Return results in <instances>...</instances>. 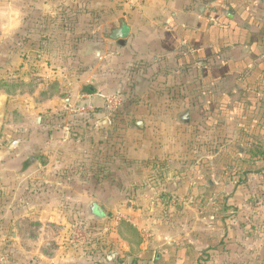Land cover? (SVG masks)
Segmentation results:
<instances>
[{"label": "crops", "instance_id": "obj_1", "mask_svg": "<svg viewBox=\"0 0 264 264\" xmlns=\"http://www.w3.org/2000/svg\"><path fill=\"white\" fill-rule=\"evenodd\" d=\"M185 1L144 0L134 8L122 4L107 19L88 23L93 25L89 39L78 51L82 63L94 55L93 67L77 78L65 70L72 61L70 65L62 62L60 68L67 74L63 77L44 61L46 66L40 72L46 79L37 101L10 106L8 86L2 82L0 99L6 96L8 104L0 147V264H153L154 259L149 261L152 253L156 258L178 243L207 250L205 264H264V159L239 172L237 181L241 183L225 180L221 193L173 197L170 205L161 202L157 189L162 188H157L151 174L144 179V188L123 190L117 186L124 180L127 185H139L143 172L151 173L155 166L165 168L163 159L177 152L182 160V134L170 148L171 120L154 117L151 109L143 108L166 100L143 93L155 84L149 75L156 68L163 72L165 82L174 78V87H182L188 74L198 82L200 69L208 76L204 81L212 117H219L220 126L231 129L229 136H223L226 145L203 157L212 162L224 153L223 147L236 143L243 130L254 140H264V22L248 15L253 0H219L217 5L211 0L205 4V13L203 8L202 13L198 8L194 13ZM9 24L5 20L4 31L13 29ZM22 25L23 21L16 20L11 31ZM118 28L124 35L115 39L112 35ZM15 53L19 62L14 75L25 85L33 65L27 67L24 62L29 55ZM5 72L2 81L8 77ZM221 72L223 77H219ZM220 83L231 93L219 94ZM33 87L36 89L35 84ZM112 93L122 96L123 105L110 119L106 97ZM87 102L98 110L91 119L76 122L66 116L62 123H50V114L66 113L69 105ZM176 103L182 104L181 96ZM120 137L123 145L115 146ZM204 161L212 171L205 186L219 185L217 164ZM102 167L107 171H101ZM201 179L195 176L188 183L197 188L204 184ZM204 199L207 204L203 207ZM130 201L141 206L131 207ZM91 202L104 210L103 217L89 214ZM174 204L186 206L173 211ZM85 215L86 226L104 234L105 240L77 244L70 241L68 225L60 234L48 232L56 248L53 253L44 243L47 238L33 228L41 222L66 223V216ZM118 216L136 227L138 234L125 231L121 235ZM217 240L223 241V248L208 249Z\"/></svg>", "mask_w": 264, "mask_h": 264}, {"label": "rangeland", "instance_id": "obj_2", "mask_svg": "<svg viewBox=\"0 0 264 264\" xmlns=\"http://www.w3.org/2000/svg\"><path fill=\"white\" fill-rule=\"evenodd\" d=\"M218 1L219 0H214L215 3ZM232 1L242 2V0H232ZM244 1L249 2L251 0H243V2ZM185 2L186 5L190 7V9L192 8V11L194 13L197 12V8L200 11L199 13H202L201 12L202 10L204 11L203 13H205L208 10L207 8H205V4H210L211 0H186ZM122 8H123L122 4L117 3L113 0H0V78L6 76V74H4L6 73L5 72L6 70L7 72H9V74H7L8 77L4 79L5 82L9 84L7 89L11 99L10 106L15 105V102H19V101L33 102V101H37L39 98H42V96L39 95V92L43 88L42 84L46 79V75L42 73V71L40 72V68L42 70L43 68L42 66L44 65L43 63L46 60L52 65L53 70H58L59 74H61L63 77L67 75L65 74L66 71L71 72L72 76L77 78L78 76H83L85 73H88L90 68L93 67L92 62L94 55L92 54V59H87L86 62L82 63V61H80L81 57L78 50H80L82 44H84V42L87 39H89V37L83 38L82 41L77 42L76 38L81 39L83 37L77 35L84 34V32H86L88 23L91 22V24L92 23L95 24L98 23L100 19L105 20L107 19V17H109V15H111L112 11L116 12V10ZM201 8L203 9L201 10ZM247 11L249 13L248 14L249 16L256 17L264 22V0H253V2L249 3ZM63 17L65 18L72 17V22H74V20H77V22H81L80 27L77 26V31L76 29L73 30L74 28L73 24H71L70 26V30H69L70 33L65 32V30L62 28L61 23H60L61 26L60 28L56 27L57 25L53 20ZM25 18L28 19L27 23H25L26 27L37 28L38 27L37 24L41 25L43 23V24H47V26L44 27L41 25L40 29L44 30L46 34L48 33L50 34L52 30L54 31L52 32L53 40L51 45L42 48L39 53L40 55L36 53L37 51L32 52L31 55L27 53L29 57L25 58L24 62H26L27 67L33 65L32 66L33 68H30L31 74L29 75V77L26 78L24 85L21 84L22 82L19 79H17L14 75L15 74L14 70H18L17 66L19 62V60H17L15 56L16 55L15 50L18 52V54L21 53H19L20 49H17V47H19L18 42L14 40L12 37L17 33L19 29L23 27ZM82 19H83V23H82ZM5 20L10 23L9 25H11V28L13 29L14 27L12 26L15 25L16 20L21 21V23L23 21V25L14 31H11L13 29L4 31ZM84 23L86 24L84 25ZM58 29H62L64 33H62V31ZM10 31L11 33L8 34ZM4 34L5 35L8 34V35L4 36ZM69 60L72 61L71 65L68 63ZM21 62L23 61L21 60ZM62 62H63L62 65H64L65 63L70 65V69L66 68L65 69L66 71H62L63 69L60 68ZM150 64H152V60ZM173 66L174 65L170 63V67L174 68ZM2 67H5V70L4 69L2 70ZM34 69H36L35 70L36 72L33 73ZM153 70L154 71H152L149 75V80L155 81V84L152 83L151 86H147L150 88L147 90V92L146 89H144L143 93H145L144 94L145 97L148 98L161 97L163 99H166L167 101L166 100L162 101L161 105L150 104L143 108H147L149 110L151 109L149 113L152 114V116L154 117L158 115H162L171 120L168 123V128L171 130L172 135H169V137L167 138V146L172 148L174 146L175 138H177L176 141H178V138H180L178 136H180V133L182 134L181 136V142L183 144L182 160L181 162L180 160H178L179 154L177 152L176 156L173 155L172 157H167V159H163L166 162L164 163L165 168L160 169L161 168L160 166H155L153 168V171H151V173L149 171H148L149 173L143 172L141 175H143L144 177L140 179L139 185L134 183L127 185V183H125L126 180H124L122 181V184L118 182L120 184L117 186L123 190L127 188L128 189L134 188V190L138 188H144L146 187V185H144L145 182L144 179H150V177L152 176L157 183L156 185L157 188H163L162 186L166 182L167 184L168 183L171 184V186L174 185L179 186L184 181L191 180L195 176L201 177L202 178L201 180H203V183L205 185V183H207V181L211 179V176L208 175L209 174L208 172L211 170H210V166L208 169V166L206 165V163H204L205 162L204 160H208L210 165H212V162L215 163L216 165V161L217 158L220 156V153L215 156L212 162L211 159L210 160L206 159L203 156H205L207 151H217L222 144L225 143L226 145L227 143L225 142L226 138H224L223 136L226 135L229 136L228 132L231 129L228 128L226 124L225 126L224 125L220 126V124L223 122H221L222 120L220 121L219 117L216 118L212 117L211 104H208L207 102V98H208L207 95L209 93L204 81L205 78H207L208 76L203 72L204 70L200 69L198 82L194 80V78H191L190 75L188 74L186 75L187 79L184 80L182 87L180 85L174 87L173 77H170V79H167V81L165 82L163 78L164 74L162 71H160V68L158 69V71H156L157 68ZM132 71L133 70H130V72ZM165 73L167 75L169 74V72H165ZM30 77L33 78L31 79L32 81L29 79ZM129 79H132V77ZM30 81L32 82L31 85H30ZM34 84L36 89L33 87ZM166 84H169L167 85L169 86V88L164 89V86ZM219 85H220L219 90H217L219 94L231 93L230 88L229 89L226 88V90H224L225 83L224 84L220 83ZM34 89L35 92L31 93L32 90ZM44 90H48V89H44ZM3 91L4 90H2V84L0 83V96L4 93ZM59 93L60 91L58 92V94ZM64 93L69 94L67 91ZM180 96L182 97V104L176 103L177 101H179ZM187 109L188 111L190 110L189 111L190 121L186 122L185 120H182L181 122L179 120V113L181 111L184 113ZM198 110H200L199 111L200 114L198 113ZM37 113L38 111H36V114ZM171 115H173V118L172 117L170 118ZM2 125L0 129L1 148H2V128H3ZM123 142H124L123 137L117 138L115 146L120 147L123 145ZM224 148L226 149L227 147L226 146L223 147V150ZM173 152L174 151H172V153ZM1 159L2 157H0V167L2 166ZM148 174H151L152 176L149 177ZM117 178L120 179L121 175L120 177ZM153 186L154 185H152L151 187ZM1 191H2V184L0 185V192ZM157 191L160 193V189H157ZM127 203L131 205V207L133 205L134 207L141 206L139 205L140 202H137L138 205L135 202L133 203L131 201ZM189 205H191V203H188V206ZM184 206H186V204L183 206L179 204L177 205L174 204V208L172 209L173 211L179 209L182 210L184 209ZM85 217L86 215L84 217L66 216L64 218L66 223L55 220L48 222H54L58 224L57 225L58 227L55 228L54 231L57 234H60L62 233L64 228H69V226H70V230L72 231L71 227L74 225V223L80 222L82 224L87 225L88 223L85 221ZM69 237H70V241L74 240L71 235H69ZM74 242L77 244L80 243L76 241ZM149 261H152L153 264H156L154 253H152ZM205 263L206 261H204L201 264H205Z\"/></svg>", "mask_w": 264, "mask_h": 264}, {"label": "trees", "instance_id": "obj_3", "mask_svg": "<svg viewBox=\"0 0 264 264\" xmlns=\"http://www.w3.org/2000/svg\"><path fill=\"white\" fill-rule=\"evenodd\" d=\"M29 18V17H28ZM28 19H24V25L21 29L17 31V33L12 37L14 40L18 42L20 53L24 54L23 56H27V53L30 54L32 52H36L37 54L40 53V50L44 48L45 46H49L52 43L53 40V31L50 32V34H46L44 30L40 29L42 26H47V24H37V28H29L26 27L25 23H27ZM56 23V27L60 28V23L62 24V28L65 30V32L70 33V26L73 24V30L76 29L77 26L80 27L81 22H77V20H74L72 22V17H63V18H57L54 19ZM65 21V22H63ZM36 23V22H35ZM54 23V25H55ZM86 24V23H85ZM84 24V25H85ZM87 29L84 34H78L77 36H83L81 39H77L76 41H82L83 38L89 37V29L93 26L90 24H87ZM62 33L64 31L62 29ZM76 36V37H77ZM80 44V43H79ZM30 52V53H29ZM223 73L221 72V75L219 77H223ZM5 83V85L9 86V84L5 81H2V78H0V83ZM98 111L95 109L93 112H90L88 114H82V115H76L73 117V120L76 122H82L85 120H89L93 117V114ZM50 123L52 125H56L58 123H62L63 119L66 118L65 112H57L50 114ZM47 119V118H46ZM248 126V125H247ZM240 138L236 141V143L232 146H227L226 150L222 155H220L217 158L216 164L218 166L217 170V180L219 182V185H212L206 187L204 184L194 186L191 188L189 180L184 181L179 186H171V184L164 183L163 188L161 189L159 193V198L161 202L165 205H170L172 203L173 197L182 198L187 195H192L193 197L197 198L198 192H204L208 197L213 195L214 193H221L222 185L224 184L225 180L227 179H236V181L239 179V172H246L247 169L252 168V165L255 161L264 159V140H254L249 136V134L243 130L239 133ZM244 146L248 149L241 150V147ZM207 164V162H206ZM246 168V169H245ZM98 169V168H97ZM100 169V168H99ZM221 170V171H219ZM101 171H107L102 167ZM238 183H241L242 181H237ZM195 198V199H196ZM207 204L206 199L202 200L201 206H205ZM119 230L121 235L127 231L133 236H136L138 234L136 227H134L132 224L127 223L124 219L119 220ZM99 246V244H97ZM209 247L208 249H219L221 250L223 248V241L217 240L215 244ZM159 256L155 258L156 264H201L202 262L206 261L209 257V254L207 250L204 251H198L193 246H191L189 243H185L184 245H181L180 243L175 244L172 247H168L166 252H159ZM144 257H147V255H144Z\"/></svg>", "mask_w": 264, "mask_h": 264}, {"label": "built area", "instance_id": "obj_4", "mask_svg": "<svg viewBox=\"0 0 264 264\" xmlns=\"http://www.w3.org/2000/svg\"><path fill=\"white\" fill-rule=\"evenodd\" d=\"M117 3L127 5L129 7H140L144 0H113ZM123 105V99L122 96L118 93H112L109 94L106 97V107L108 110V114L110 116V119L114 117V115L122 108ZM95 110V107L90 102L80 104V105H69L66 108V116H76V115H82V114H88L90 112H93ZM109 119V121H110ZM17 141H15L13 144H15ZM121 219V216H118L116 218V222ZM58 224L54 222H46V223H40L38 225L33 226V228L38 232L39 236H43L44 238H47L44 240V243L48 249H50L53 253L56 252V248L54 246V241L49 237L50 231H54L55 228H57ZM71 235L73 237V241L84 243L89 242L93 240H105L106 237L104 234H100L97 231H92L90 227H87L85 224H82L80 222L74 223V225L71 227ZM99 231V230H98ZM145 236L149 237V232L147 230L144 231Z\"/></svg>", "mask_w": 264, "mask_h": 264}, {"label": "water", "instance_id": "obj_5", "mask_svg": "<svg viewBox=\"0 0 264 264\" xmlns=\"http://www.w3.org/2000/svg\"><path fill=\"white\" fill-rule=\"evenodd\" d=\"M124 35V31L122 28L115 29L113 32V38L118 39L121 36ZM7 104H8V98L6 96H2L0 99V129L1 125L4 122V116L6 114V109H7ZM181 119L185 120L186 122L189 121V111L186 110L182 115ZM89 214L93 215L96 218H101L104 215V210L99 207L95 202H91L89 205Z\"/></svg>", "mask_w": 264, "mask_h": 264}]
</instances>
